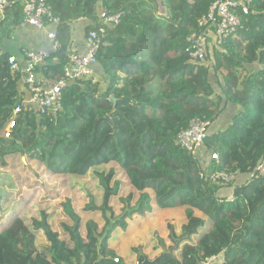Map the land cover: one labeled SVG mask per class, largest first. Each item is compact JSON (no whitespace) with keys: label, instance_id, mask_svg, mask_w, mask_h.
Returning <instances> with one entry per match:
<instances>
[{"label":"trees","instance_id":"obj_1","mask_svg":"<svg viewBox=\"0 0 264 264\" xmlns=\"http://www.w3.org/2000/svg\"><path fill=\"white\" fill-rule=\"evenodd\" d=\"M48 1L60 21L61 50L55 55L57 61L50 57L38 71L51 81L62 76L76 21L87 19L85 33L96 30L99 4L102 11H121L123 16L102 39L97 54L100 80L66 88L61 111L41 116L29 108L13 115L20 105L21 76L11 72L4 42L21 27L20 0L3 12L0 169L14 155L35 161L50 174L76 177L114 163L140 195L136 209L114 224L115 218L107 219L100 234L91 223L85 237L78 225L68 229L72 246L50 230L44 213L41 222L31 225L18 215H8L0 230V264H140L146 256L149 261L156 258V264H198L217 255H222L220 264H264V177L234 187L233 201L221 200L220 186L203 179L198 161L176 143L177 134L191 120L212 124L232 104L238 111L231 123L204 141L205 148L219 156L208 170L245 174L264 156V0H253L250 12L242 15L237 38L214 48L209 66L191 63L186 38L219 0ZM247 67L255 69L248 73ZM11 119L15 124L6 138ZM19 164L23 167L21 160ZM114 194H104L103 212L111 211ZM132 198L129 195L128 202ZM181 207L186 208V223L178 240L173 241L172 233L168 236L173 241L170 248L159 240L160 251L150 244L144 255L139 248L129 252L125 242L122 258L108 248V242L119 244L129 236L130 230L119 229L126 230L125 220L136 212L144 219L134 226L159 210ZM38 232L45 237L39 244Z\"/></svg>","mask_w":264,"mask_h":264},{"label":"built area","instance_id":"obj_2","mask_svg":"<svg viewBox=\"0 0 264 264\" xmlns=\"http://www.w3.org/2000/svg\"><path fill=\"white\" fill-rule=\"evenodd\" d=\"M20 2L23 13L21 28L29 27L35 32L46 35L49 49L38 51L25 49L22 50L21 57L8 58L11 72L20 74L28 93L27 100L14 109L13 115L19 113L22 108H29L37 115L54 116L61 111L62 94L66 88L86 81L97 82L96 79L99 78L97 54L102 39L107 29H113L120 23L123 12L102 11L98 15L99 27L84 32V48L78 50L73 45L70 47L62 76L55 81L45 82L39 77L38 69L46 64L50 57H53L52 61H57L55 55L61 50L58 36L60 21L55 17L48 0H20ZM252 2L253 0H219L209 6L206 14L199 19L197 30L186 38V51L192 64L209 65L208 56L211 55V50L213 51L228 38H237L238 31L242 29V15L250 12ZM13 3L14 0H0V14ZM78 21L86 24L87 19L81 18ZM14 124V119H11L4 137H9V130ZM210 126L211 124L204 119H193L186 129L177 134L176 143L195 157L201 167L200 176L203 179L219 185L220 190L231 188L230 195L220 197L225 199L234 194V187L237 185L246 184L253 178L264 177V156L252 171L245 174L239 171H209L211 162L219 159L218 154L207 150L204 146L205 139L211 134ZM114 261L118 262V259ZM222 261V255H217L210 256L198 264H220Z\"/></svg>","mask_w":264,"mask_h":264},{"label":"rangeland","instance_id":"obj_3","mask_svg":"<svg viewBox=\"0 0 264 264\" xmlns=\"http://www.w3.org/2000/svg\"><path fill=\"white\" fill-rule=\"evenodd\" d=\"M2 14H0V19ZM18 40L15 34L10 40L4 42V49L14 57L21 56ZM211 64L210 59L209 65ZM254 69L247 67L248 73H252ZM215 90L218 92L216 85ZM220 116L214 121L212 128L218 127L216 124L222 121ZM19 160L23 163V167L20 166ZM108 191L111 193L116 191V194L110 199L111 211L103 212L101 210L103 197ZM129 195L133 196L131 202H128ZM139 195L127 183L124 173L114 163L93 168L84 177H76L50 174L35 161H30L25 156L14 155L8 159V166L0 169V196L2 198L0 201V230L9 219L8 215H18L31 225V221L41 222V215L44 213L48 217L50 230L57 233L63 241L70 242L68 229L74 230L78 225L80 235L85 237L86 225L91 223L97 226V233L100 234L106 227L107 219L112 221V218H115L112 221L114 224L116 220L123 219L126 214L136 209ZM233 199L234 194L221 200L231 202ZM91 207L95 208V211ZM195 213L204 218L200 213ZM141 219L144 217L136 212L131 220H125L128 228L119 229L120 232L125 233L134 227L129 236L124 237L119 244L108 242V248L114 250L118 257L124 256L123 244L125 242L128 244L129 252L132 248H139L140 253L145 255L148 252L145 248H148L150 244L158 247L159 240H162L165 248H170L172 242L179 239L181 226L185 223L183 208L173 211L159 210L149 216L150 220L146 223L133 225L136 220ZM209 226L208 222L206 228L208 229ZM30 229L35 231L33 228ZM200 232L203 233V230ZM171 233L173 241L168 238ZM36 238L37 244L45 240L42 232H38ZM191 240L195 242L197 236ZM69 246H72L71 242ZM157 250L160 251L159 247ZM175 255L179 256V251H176Z\"/></svg>","mask_w":264,"mask_h":264},{"label":"crops","instance_id":"obj_4","mask_svg":"<svg viewBox=\"0 0 264 264\" xmlns=\"http://www.w3.org/2000/svg\"><path fill=\"white\" fill-rule=\"evenodd\" d=\"M99 6H100V4L97 6V9H98V13L100 14L102 12V9H101V6L100 7ZM85 26H86V24L83 21H76L72 25V28H71L72 29V31H71L72 45L77 47L78 50L84 48ZM16 35L19 38L18 46H19V50H20V55L22 54V50H25V49L26 50H33V51L48 50L49 49V43H48V40L46 38V35H44L43 33L35 32L33 29H31L29 27H26V28L20 27L17 30ZM38 72H39V77L41 78V80H43L45 82H48V81L51 82V79L46 78V76H44L41 71H38ZM98 77H100L99 73H98ZM25 88H26V86H25V84L21 78V83H20L19 89H18V91H19L18 97H19V103L20 104H22L28 98V93H27ZM237 111H238V108L236 106H234L232 104L227 105L225 110L221 113V116H220L222 118V121L220 123L216 124L218 126L216 128H212V124L214 123L213 122L209 128V133L213 134L217 131L224 130L231 123L232 118L237 113ZM238 182H239V179H238ZM230 194H231V188L219 190V197L228 196ZM181 208L184 209V215H185L186 208L185 207H181ZM166 210L167 211H173V210H180V208L166 209ZM195 212H197V211H195ZM195 215L200 217V215H197L196 213H195ZM147 220H150V219L147 218L142 222L140 221L138 224H144L147 222ZM185 223H186V219H185ZM133 229H134V227L130 231H132ZM148 233H149V229H148ZM145 235H147V234H145ZM146 257H148V256H146Z\"/></svg>","mask_w":264,"mask_h":264},{"label":"water","instance_id":"obj_5","mask_svg":"<svg viewBox=\"0 0 264 264\" xmlns=\"http://www.w3.org/2000/svg\"><path fill=\"white\" fill-rule=\"evenodd\" d=\"M162 254H164V252H163ZM162 254H161V255H162ZM161 255H160V256H161ZM156 262H157V259H154L153 261H149V259H148L147 257H145V258H144V261L141 262L140 264H156Z\"/></svg>","mask_w":264,"mask_h":264},{"label":"bare ground","instance_id":"obj_6","mask_svg":"<svg viewBox=\"0 0 264 264\" xmlns=\"http://www.w3.org/2000/svg\"><path fill=\"white\" fill-rule=\"evenodd\" d=\"M21 56H22V55H21ZM21 56H20V57H21Z\"/></svg>","mask_w":264,"mask_h":264}]
</instances>
